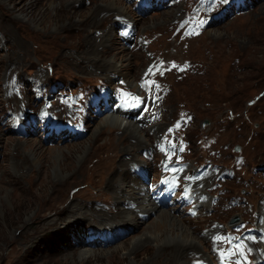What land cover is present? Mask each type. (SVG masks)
Here are the masks:
<instances>
[{
	"label": "rangeland",
	"instance_id": "rangeland-1",
	"mask_svg": "<svg viewBox=\"0 0 264 264\" xmlns=\"http://www.w3.org/2000/svg\"><path fill=\"white\" fill-rule=\"evenodd\" d=\"M110 1L0 0V264H74V232L89 241L97 237L102 254L96 249L90 257L83 250L82 256L90 257L84 264H101L107 255L115 260L128 254L134 240L151 233L152 215L116 239L77 221L37 235L27 253L15 246L33 228L40 203L103 207L106 177L95 164L106 129L115 126L105 118L107 103H119L139 122L146 148L135 159L149 162L148 192L173 177L172 204L163 208L190 217L185 225L199 227L196 235L220 228L200 250L219 264H264L263 255L249 260L239 239L251 243L264 234V0H114L126 15ZM111 22L115 32L96 58H110L120 48L131 58L123 68L131 83L118 76L113 88L104 77L112 71L83 72L89 57L81 54ZM19 112L20 130L10 120ZM47 116L60 126L45 124ZM61 121L85 133L78 136ZM117 129L114 139L123 136ZM29 150L40 162L33 163ZM65 160L71 168L59 170ZM197 190L205 192L198 201L206 204L200 218L198 206L187 203ZM127 257L134 261L133 254Z\"/></svg>",
	"mask_w": 264,
	"mask_h": 264
},
{
	"label": "bare ground",
	"instance_id": "bare-ground-1",
	"mask_svg": "<svg viewBox=\"0 0 264 264\" xmlns=\"http://www.w3.org/2000/svg\"><path fill=\"white\" fill-rule=\"evenodd\" d=\"M108 5L114 6L113 9H116L118 14L126 15V8L122 5H118L117 1L112 0ZM107 10L109 11L110 8H107ZM98 14L99 13H97V15ZM95 22L96 20H94V23ZM114 24V22H111V24H109L111 26L110 29L104 33L99 34L98 38H95L94 42L88 40V43L90 44L89 49L81 53L83 56L89 57L88 60H86L87 65L85 64V66L83 65L84 68L82 67L83 72L90 74L93 73V71L98 70L102 74L106 71H112L104 74L106 81L109 82L108 83L105 81V83H108V87H112L110 85L113 83L114 80L118 79V76H121V79H123L125 82H130V75L128 74V72H123V68L131 62V58L127 56V53L125 52L126 50L124 48L118 49L117 52H115L110 58H96L101 55L100 52H105V50L107 49L106 47H104L106 46L105 42L106 40L112 39V34L113 32H115L113 30L115 28ZM98 46H102L103 50L100 51L98 49ZM109 48L112 49L111 46H109ZM169 82H172V80L170 79ZM39 83L42 84L40 81ZM104 105L106 108V120L108 118L109 121L113 122L115 126H111L112 128L108 127V129H106L107 131H109L106 132L108 133V135L101 143V146L104 147V152L99 155L100 159L95 164V169H98L96 172L100 171L106 177V191L104 192L105 197L103 198L105 200L101 199V201L103 202V207L101 205H81L73 201L69 203H61V206H59V203H40L31 221V223L33 224V228L29 232H25L22 236L23 238H21L19 241H16V248L27 253L28 251H31L30 247L34 245V237H36L37 235H45V233L49 230H60L62 224L72 227V223L77 221H84L86 223L84 226L88 227V230L91 229L90 231H92V233L99 232V234L104 235L105 238H107L108 235H113V238L116 239L124 235L128 230H132L134 229V227L140 226L147 217L152 215L154 217V220L152 223L149 224V227L147 228L151 230V233L148 234L147 232V234H143L144 236L141 237L139 240H134L135 243H133V245L127 251L128 254H133L134 261H128V254L123 256L121 255L115 260H110L109 255H107V259H105L101 264H219V260L216 256H210V260L209 256H206V254H204V251L200 250L199 245H206L207 243H209L210 236L212 237L214 235L213 233L219 232L220 228L218 226H214L210 232H203L202 234L198 232V235H196V232L200 231L199 227L196 226L190 229L187 225H185V220H190V217L182 216L180 214H172L169 210L163 208L164 205L157 203L158 201L156 202V200L153 199L152 193L148 192L149 190H147V186H145L144 181L147 174L145 169L147 167V163L149 162H137L138 160L135 159H142V156L139 157L136 153L137 151H139V149L146 148V145H143L140 142L143 131L139 128V122L133 121V118L130 117L131 113L121 111V109H119V103L114 104L113 107L109 105V103ZM45 115L46 113L42 117H44ZM10 120L16 127L21 128L20 121H22V116L20 115V112L16 116L11 117ZM44 121L45 124L49 123L51 126H60L50 116H47ZM114 128L122 129L123 136L121 138H113L111 133ZM46 130L47 127H44V131ZM67 131L69 130H64V132L68 133ZM64 132L62 131V133ZM127 137L135 138V140H137L135 141L136 143H129ZM96 153H98V151ZM29 154L32 155L33 163L36 164L40 162L37 152L29 150ZM59 155L60 154L58 153L57 157ZM121 155H129L130 158H121ZM71 166L72 163L68 160H65L60 165V167H58V169H70ZM186 169L190 170L189 174H191L192 170L189 168ZM174 177L177 178L176 176ZM172 179L173 177L166 178L165 182L167 183V185H173ZM44 180L46 181L45 177L42 178V182H44ZM87 186H89V184H87ZM188 192L186 193V191H184L185 194L182 192L184 197H187V199L189 198ZM203 195H205V192L203 190H197L192 198L193 200H189L187 202L195 203L196 206H198V218L202 216L200 215L201 210L206 207V204L198 202ZM112 197L114 200L112 199ZM76 198L77 197H75V199ZM94 221H96V223ZM166 222H169V225L171 226L170 229L165 228ZM209 224L210 223L208 222L207 225L209 226ZM75 225H77V223H74L73 226ZM240 225L241 228L238 230L237 233L242 236V233H244L245 228L244 225ZM113 227H116V231L114 233L111 232V228ZM156 229L159 230V234L155 232ZM64 230H67V227ZM40 231H42L41 234ZM94 235L96 234H93V236ZM164 235L166 240L162 239V236ZM71 238L76 240H74L71 244L69 243L71 247L70 250L73 251L72 254L76 255L74 257V264H84L85 262H88L91 256L97 255L95 251L96 249L99 250L98 254L102 252L99 247L96 248L95 239L97 237L95 239H92V241H89L83 236H79L77 238V235L74 232V235ZM260 238L262 240L261 242L258 241ZM260 238L258 239L256 236H253V239L251 238L252 242L250 243L246 240V237H239V239L242 243H244V245L247 244V257L249 260H255L261 255H263L262 258L264 257V251H260V246L264 245V234ZM175 240H177V242H174ZM22 241H24V243ZM152 241H155V244H153ZM205 245L203 246V249ZM118 246H116V248ZM249 246H252V249L248 248ZM123 247H125V245ZM83 250H87L88 252H92L93 254L89 255L90 257H83ZM29 255L31 256L32 254ZM256 263L258 262H255V264Z\"/></svg>",
	"mask_w": 264,
	"mask_h": 264
},
{
	"label": "snow or ice",
	"instance_id": "snow-or-ice-1",
	"mask_svg": "<svg viewBox=\"0 0 264 264\" xmlns=\"http://www.w3.org/2000/svg\"><path fill=\"white\" fill-rule=\"evenodd\" d=\"M174 66V65H173ZM177 127H179V124H177ZM170 131H171V129H170ZM182 150V149H181Z\"/></svg>",
	"mask_w": 264,
	"mask_h": 264
},
{
	"label": "water",
	"instance_id": "water-1",
	"mask_svg": "<svg viewBox=\"0 0 264 264\" xmlns=\"http://www.w3.org/2000/svg\"><path fill=\"white\" fill-rule=\"evenodd\" d=\"M233 222H235V221H233ZM233 222H232V223H233Z\"/></svg>",
	"mask_w": 264,
	"mask_h": 264
}]
</instances>
